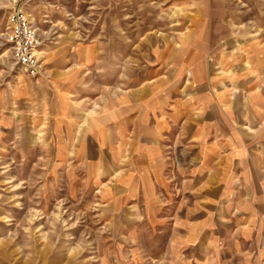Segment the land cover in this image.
Segmentation results:
<instances>
[{"label":"rangeland","instance_id":"rangeland-1","mask_svg":"<svg viewBox=\"0 0 264 264\" xmlns=\"http://www.w3.org/2000/svg\"><path fill=\"white\" fill-rule=\"evenodd\" d=\"M19 7L36 74L4 38ZM263 24L264 0H0V264H264L251 190L190 138ZM130 123L164 152H131Z\"/></svg>","mask_w":264,"mask_h":264},{"label":"crops","instance_id":"crops-1","mask_svg":"<svg viewBox=\"0 0 264 264\" xmlns=\"http://www.w3.org/2000/svg\"><path fill=\"white\" fill-rule=\"evenodd\" d=\"M258 41L249 43L251 48L246 49L248 55L243 59L238 51V69L227 82L223 78L229 76H222L219 102L206 104L210 109L201 121L194 120L190 138L202 145L195 152H202L205 170L210 165V181H220L223 188L251 190V199L239 204V219L246 231L264 237V37ZM247 58L249 66L244 65ZM215 124L220 125L219 140H209L217 130ZM116 128V124L110 126L111 138H121ZM127 132L131 152H164L159 137L153 133L131 135V123ZM135 141L141 145L134 150Z\"/></svg>","mask_w":264,"mask_h":264},{"label":"built area","instance_id":"built-area-1","mask_svg":"<svg viewBox=\"0 0 264 264\" xmlns=\"http://www.w3.org/2000/svg\"><path fill=\"white\" fill-rule=\"evenodd\" d=\"M4 38L10 45L11 53L23 70L36 74L39 71V47L41 38L24 7L14 9L8 15Z\"/></svg>","mask_w":264,"mask_h":264}]
</instances>
